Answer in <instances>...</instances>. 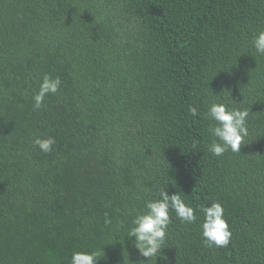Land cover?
<instances>
[{"label":"trees","instance_id":"16d2710c","mask_svg":"<svg viewBox=\"0 0 264 264\" xmlns=\"http://www.w3.org/2000/svg\"><path fill=\"white\" fill-rule=\"evenodd\" d=\"M261 30L264 0H0V264H155L128 232L162 189L232 233L208 247L170 210L167 264H264ZM213 102L249 109L240 152H209Z\"/></svg>","mask_w":264,"mask_h":264},{"label":"clouds","instance_id":"9594fccd","mask_svg":"<svg viewBox=\"0 0 264 264\" xmlns=\"http://www.w3.org/2000/svg\"><path fill=\"white\" fill-rule=\"evenodd\" d=\"M252 46L258 55L264 56V30L253 36ZM60 85L61 80L58 77L52 78L45 75L39 90L33 96L34 108L40 109L46 95L57 93ZM189 111L193 117L197 115L195 107L190 108ZM206 115L208 119L215 122L209 128L210 135L214 137L209 145V152L214 156H221L229 150L233 153L240 152L243 141L249 135L247 127L249 109L229 108L225 103L213 102L209 105ZM55 142L53 137L44 139L37 137L33 141L34 145L44 153L51 152ZM159 196V199L146 202V211L135 217L132 221L133 227L128 232V237L134 238L139 254L147 261L154 259L156 264L159 257L167 264L168 258L163 254V249H165L167 228L171 223L170 210L175 212L181 222L189 224L197 220L196 212H201L204 217L201 225L204 243L208 247L228 246L232 233L224 219V209L219 202H213L211 206L194 210L185 203L179 193L169 195L166 190L162 189ZM99 255L97 251L74 252L71 256V264H97Z\"/></svg>","mask_w":264,"mask_h":264}]
</instances>
